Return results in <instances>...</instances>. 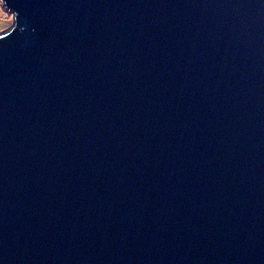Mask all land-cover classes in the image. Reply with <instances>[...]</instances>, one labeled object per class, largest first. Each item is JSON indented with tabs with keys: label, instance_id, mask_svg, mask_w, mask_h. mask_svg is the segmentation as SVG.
<instances>
[{
	"label": "water",
	"instance_id": "1",
	"mask_svg": "<svg viewBox=\"0 0 264 264\" xmlns=\"http://www.w3.org/2000/svg\"><path fill=\"white\" fill-rule=\"evenodd\" d=\"M3 3L0 264H264V2Z\"/></svg>",
	"mask_w": 264,
	"mask_h": 264
},
{
	"label": "rangeland",
	"instance_id": "2",
	"mask_svg": "<svg viewBox=\"0 0 264 264\" xmlns=\"http://www.w3.org/2000/svg\"><path fill=\"white\" fill-rule=\"evenodd\" d=\"M13 23V13L4 3L0 4V33L9 29Z\"/></svg>",
	"mask_w": 264,
	"mask_h": 264
},
{
	"label": "snow or ice",
	"instance_id": "3",
	"mask_svg": "<svg viewBox=\"0 0 264 264\" xmlns=\"http://www.w3.org/2000/svg\"><path fill=\"white\" fill-rule=\"evenodd\" d=\"M262 2H264V0H262ZM3 3V0H0V4H2Z\"/></svg>",
	"mask_w": 264,
	"mask_h": 264
}]
</instances>
